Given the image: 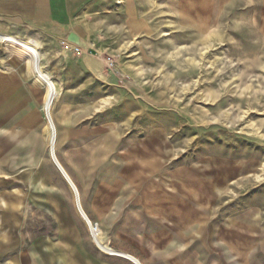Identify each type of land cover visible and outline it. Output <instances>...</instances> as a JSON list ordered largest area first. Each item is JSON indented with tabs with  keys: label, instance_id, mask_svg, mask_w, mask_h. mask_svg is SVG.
I'll return each instance as SVG.
<instances>
[{
	"label": "rangeland",
	"instance_id": "obj_1",
	"mask_svg": "<svg viewBox=\"0 0 264 264\" xmlns=\"http://www.w3.org/2000/svg\"><path fill=\"white\" fill-rule=\"evenodd\" d=\"M132 1L146 34L107 51L115 90L85 74L53 99L48 77L53 93L43 101L4 46L33 48L40 76L55 69L42 63L41 42L0 36V264H93L84 248L103 253L50 158L51 115L57 161L112 248L110 225L144 197L135 188H183L185 201L193 189L213 220H264V0ZM65 120L75 128L68 137ZM107 134L116 145H96Z\"/></svg>",
	"mask_w": 264,
	"mask_h": 264
},
{
	"label": "crops",
	"instance_id": "obj_2",
	"mask_svg": "<svg viewBox=\"0 0 264 264\" xmlns=\"http://www.w3.org/2000/svg\"><path fill=\"white\" fill-rule=\"evenodd\" d=\"M115 1L0 0V36L25 38L32 35L41 42L40 51L45 52L42 63L55 67L51 72L45 69L58 95L60 87L63 88L62 93L69 91L68 87L74 92L73 85L68 84L84 82L85 74L106 85L105 88L115 90L116 79L107 71L105 62L107 51H116L122 45L124 35L142 36L146 32L142 25L136 27L142 18L137 10L134 11L133 1ZM114 17L119 21L109 22ZM72 33L82 43L81 47L78 46L83 51L81 56L63 49L62 43L68 42ZM13 44L11 48L9 43H4V46L11 55L27 65V74L34 78L36 85L34 92L42 90L43 101L48 100L53 93V89L46 84L48 78L37 74V63L30 52L26 53ZM91 50H96L98 56L88 55ZM75 88L78 90V85ZM34 104L35 107L38 105L35 101ZM37 118L36 115L35 120ZM71 122L65 120L60 126L65 137L71 136L65 132L66 129H75ZM48 129L45 124L47 145L50 143L55 155L58 131L52 115L51 136ZM76 130L77 135L87 133L84 129ZM107 130L114 131L112 127ZM95 141H98L95 143L98 146L116 145L108 134ZM55 159L57 161L56 156ZM114 188L110 185L109 204L117 193V187ZM135 190L144 196L139 208L132 209L127 216L110 225V239L117 244L114 248L110 247L100 232L95 241L104 254L95 248H84L88 262L91 259L93 264H264V220L259 214H246L240 219L213 220L212 214L207 213L211 204L198 203L193 189L184 188V191L188 190L189 201L181 200L179 194L183 188L179 187L157 186ZM75 194L78 202L76 210L86 223L77 190ZM80 255L79 252V258Z\"/></svg>",
	"mask_w": 264,
	"mask_h": 264
},
{
	"label": "built area",
	"instance_id": "obj_3",
	"mask_svg": "<svg viewBox=\"0 0 264 264\" xmlns=\"http://www.w3.org/2000/svg\"><path fill=\"white\" fill-rule=\"evenodd\" d=\"M63 49L66 52H71L73 54H75L76 56H80L82 54V49H80L78 46L73 45L71 43L68 42H63L62 43ZM110 65H112V63L110 62ZM89 232H90V236L92 237V239L96 240L97 236L100 233V229L99 226L97 224H93V223H89Z\"/></svg>",
	"mask_w": 264,
	"mask_h": 264
},
{
	"label": "bare ground",
	"instance_id": "obj_4",
	"mask_svg": "<svg viewBox=\"0 0 264 264\" xmlns=\"http://www.w3.org/2000/svg\"><path fill=\"white\" fill-rule=\"evenodd\" d=\"M18 41V40H17ZM19 43V42H18ZM29 49V52L30 53H33V52H35V50L34 49H32V48H28ZM40 75L41 76H43V77H49V74L48 73H43V72H41L40 73ZM53 85V84H52ZM58 95V92L56 91V89L54 90V93H53V99L56 97ZM44 109L46 110L47 108H46V105L44 106ZM50 153V152H49ZM54 153V152H53ZM52 154V153H51ZM50 154V158H51V160L53 159V157H52V155ZM55 156V155H54ZM59 171V170H58ZM60 172V171H59ZM65 173V172H64ZM62 175V174H61ZM67 176V175H66ZM62 177L64 178V180H65V182L67 183V185L69 186V188L71 187L72 188V190H74V191H76V189H75V187L73 186V184L72 183H70V182H68V180L66 179V177L64 176V175H62ZM68 178V177H67ZM69 179V178H68ZM81 208V207H80ZM84 217H85V219H86V223H87V226L89 227V223L91 222L86 216H85V214H84ZM93 240V239H92ZM93 242L95 243V245L97 246V243H96V241H95V239L93 240Z\"/></svg>",
	"mask_w": 264,
	"mask_h": 264
},
{
	"label": "water",
	"instance_id": "obj_5",
	"mask_svg": "<svg viewBox=\"0 0 264 264\" xmlns=\"http://www.w3.org/2000/svg\"><path fill=\"white\" fill-rule=\"evenodd\" d=\"M67 41L69 43L73 44V45H76V46H79V47L82 46V43L80 42L79 38L75 34H73V33L68 36ZM50 154H51V152H50ZM51 155L53 157L52 162L56 166V168L60 171V174L64 175L66 177V179L68 180V182H70L69 179L67 178L66 174L64 173L63 169L57 163L53 151H52V154Z\"/></svg>",
	"mask_w": 264,
	"mask_h": 264
}]
</instances>
